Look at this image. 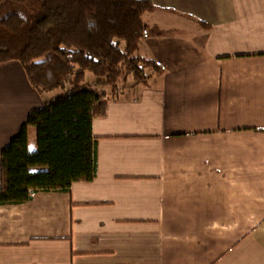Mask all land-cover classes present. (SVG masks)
Segmentation results:
<instances>
[{
  "label": "crops",
  "instance_id": "crops-1",
  "mask_svg": "<svg viewBox=\"0 0 264 264\" xmlns=\"http://www.w3.org/2000/svg\"><path fill=\"white\" fill-rule=\"evenodd\" d=\"M153 1L140 50L165 72L116 97L90 78L111 98L97 174L0 204V264H264V0ZM19 73L0 69V186L2 148L50 99Z\"/></svg>",
  "mask_w": 264,
  "mask_h": 264
},
{
  "label": "trees",
  "instance_id": "trees-1",
  "mask_svg": "<svg viewBox=\"0 0 264 264\" xmlns=\"http://www.w3.org/2000/svg\"><path fill=\"white\" fill-rule=\"evenodd\" d=\"M156 9L153 0H0V63L23 60L33 45L25 72L36 90L66 89L71 82L31 110L2 148L0 204L22 203L39 191H70L75 181L96 176L92 118L107 114L111 98L86 88V75L104 77L116 97L130 77L149 85L163 74L165 66L140 50L152 30L144 14ZM67 117L83 121L68 124Z\"/></svg>",
  "mask_w": 264,
  "mask_h": 264
},
{
  "label": "rangeland",
  "instance_id": "rangeland-1",
  "mask_svg": "<svg viewBox=\"0 0 264 264\" xmlns=\"http://www.w3.org/2000/svg\"><path fill=\"white\" fill-rule=\"evenodd\" d=\"M35 44V41H33ZM30 48H32V50L30 49L29 51H27L28 53L25 54V57L23 60H12L8 65H6L4 68H0L2 69L4 72H8V71H12V81H20L21 77H20V73L19 72H25V63L31 60V55H32V51H33V45L32 47L30 46ZM88 78H87V84H83L86 88H89V81L91 77L96 76L94 73L92 72H88ZM103 79L105 80V78L103 77ZM3 80H7V79H2ZM106 81V80H105ZM67 88L66 89H58L61 92H64L66 90H69V88H71V82H68L67 84ZM47 94H43L46 95L47 98H51V96H53L54 92L50 91V92H46ZM15 97L17 99H23L24 97H20L17 94L15 95ZM8 100H4V99H0V105H7L10 104V102H6Z\"/></svg>",
  "mask_w": 264,
  "mask_h": 264
}]
</instances>
